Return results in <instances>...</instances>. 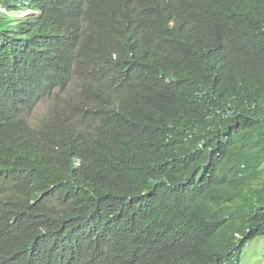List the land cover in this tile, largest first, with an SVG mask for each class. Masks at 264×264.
Listing matches in <instances>:
<instances>
[{"label": "trees", "instance_id": "trees-1", "mask_svg": "<svg viewBox=\"0 0 264 264\" xmlns=\"http://www.w3.org/2000/svg\"><path fill=\"white\" fill-rule=\"evenodd\" d=\"M260 236L264 0H0V264H240Z\"/></svg>", "mask_w": 264, "mask_h": 264}, {"label": "rangeland", "instance_id": "rangeland-1", "mask_svg": "<svg viewBox=\"0 0 264 264\" xmlns=\"http://www.w3.org/2000/svg\"><path fill=\"white\" fill-rule=\"evenodd\" d=\"M69 90L68 93H71ZM50 99L41 101L38 106L27 116L32 125H37L48 111ZM240 264H264V236L249 241L240 255Z\"/></svg>", "mask_w": 264, "mask_h": 264}]
</instances>
